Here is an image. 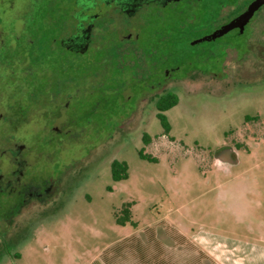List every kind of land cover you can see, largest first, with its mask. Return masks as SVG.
I'll return each instance as SVG.
<instances>
[{"label": "flooded vegetation", "instance_id": "flooded-vegetation-1", "mask_svg": "<svg viewBox=\"0 0 264 264\" xmlns=\"http://www.w3.org/2000/svg\"><path fill=\"white\" fill-rule=\"evenodd\" d=\"M253 1L0 0V253L109 140L112 111L120 125L146 109L165 115L186 83L226 79L222 47L228 75L260 70L248 56L264 37L253 20L215 37Z\"/></svg>", "mask_w": 264, "mask_h": 264}, {"label": "rangeland", "instance_id": "rangeland-1", "mask_svg": "<svg viewBox=\"0 0 264 264\" xmlns=\"http://www.w3.org/2000/svg\"><path fill=\"white\" fill-rule=\"evenodd\" d=\"M254 19L250 27L258 35L264 7ZM231 52L221 48L226 79L176 90V105L165 113L168 133L156 110L123 125L112 111L109 140L69 168L56 198L17 224L12 244L1 246L0 264H62L74 255L84 264L78 251L92 243L86 236L133 231L115 222L127 203L138 230L173 235V248L181 243L174 236L183 232L188 250L205 253V264H264V65L230 76ZM251 52L264 62V37ZM143 133L151 136L147 146ZM223 150L233 151L236 164L220 160ZM113 160L127 164L126 180L112 181ZM70 237L82 243L64 240Z\"/></svg>", "mask_w": 264, "mask_h": 264}, {"label": "crops", "instance_id": "crops-1", "mask_svg": "<svg viewBox=\"0 0 264 264\" xmlns=\"http://www.w3.org/2000/svg\"><path fill=\"white\" fill-rule=\"evenodd\" d=\"M130 220L132 224L116 225L122 228L130 226L133 231L115 234L112 237L105 233L86 236L92 240V243L88 247L83 244V250L78 251L81 256H85L84 264H205V260L208 261L203 251L197 250V248L188 250L185 245L186 235L183 232L177 237L174 236L181 243H176V248H173V235L162 236L157 231L150 232V227H145V230L140 231L137 223L132 221L131 217ZM61 239L58 238V240ZM64 240L82 243V240L78 238L70 237ZM69 247L73 248L72 245ZM189 260H191L190 263ZM79 261L78 255H74V259L71 257L64 261L61 259L62 264H80Z\"/></svg>", "mask_w": 264, "mask_h": 264}, {"label": "trees", "instance_id": "trees-1", "mask_svg": "<svg viewBox=\"0 0 264 264\" xmlns=\"http://www.w3.org/2000/svg\"><path fill=\"white\" fill-rule=\"evenodd\" d=\"M174 105H176V100H173L170 104H168L166 106L165 110L166 109L168 110V109L174 107ZM157 118L161 124V127L163 128V131L165 133H168L170 131V126H169V123L167 121L166 116L158 113ZM139 156L142 159L152 161V159L149 156L144 155L142 151L139 152ZM110 170H111L110 172H111V178H112L113 182L123 181V180H126L128 178V173H127L128 166L125 162H120V161L114 160L111 163ZM130 208H131V204L127 203L124 205V208L121 211L122 215L120 217H118V216L116 217L115 222L117 225L124 226L126 223L132 224V222L130 220V217H131Z\"/></svg>", "mask_w": 264, "mask_h": 264}, {"label": "water", "instance_id": "water-1", "mask_svg": "<svg viewBox=\"0 0 264 264\" xmlns=\"http://www.w3.org/2000/svg\"><path fill=\"white\" fill-rule=\"evenodd\" d=\"M264 5V0H254L246 9L245 12H243L241 15H239L237 18H235L234 20H232L228 25H225L223 27H221L217 32V34L215 35V37H221L224 34H226L227 32H229L230 30L234 29V28H239L240 30H242V28L251 20L254 19V14L255 12ZM214 37V38H215ZM220 160H225V161H231L230 160V155L228 153H224L220 155ZM234 164H236V160L235 162H232Z\"/></svg>", "mask_w": 264, "mask_h": 264}]
</instances>
